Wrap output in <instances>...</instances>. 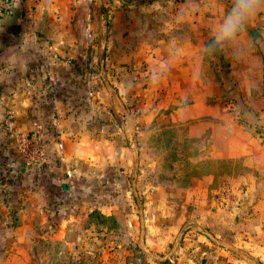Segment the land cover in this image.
<instances>
[{"label":"crops","instance_id":"obj_1","mask_svg":"<svg viewBox=\"0 0 264 264\" xmlns=\"http://www.w3.org/2000/svg\"><path fill=\"white\" fill-rule=\"evenodd\" d=\"M96 2L100 6L97 15L112 19L111 36L99 46L107 51L118 48L120 64H146L147 83L141 86L139 76L133 74V89L136 95L143 92L148 97L140 103L149 111V119L160 120L162 125H187V136L196 139L199 148H207L203 152L206 155L199 154L198 160L229 161L230 169L226 176L218 169L205 172L182 185L178 200L159 201L158 220L152 194L158 187L172 191V179L157 186L147 177L141 186L142 176L153 174L131 168L127 161L115 173L91 168V176L97 174L99 182H105L97 186V192L105 202H113V207L91 202L71 228L54 237H41L61 247L39 258L37 264H264V0H254L255 10L227 41H217L215 31L236 0H0V15L46 17L36 33L55 35L58 28L49 23L50 17L77 14L87 17V22L96 13ZM22 26L18 23L17 29ZM253 28H259L255 37L250 35ZM51 40L58 53L68 46L61 37ZM21 46L28 48L27 43ZM59 54L51 57V65L65 63ZM57 66L41 74L51 82L41 86L39 93L44 99L38 104L27 96L19 97L20 105L17 98H8L4 104L14 109L24 129L31 126L33 108L42 105L47 127L41 126L44 144L40 143L45 154L82 160L79 158L87 155L80 147L83 143L78 129L70 123L68 127L58 124V84L76 72L70 68L56 72ZM6 136L4 131V143L9 142ZM71 167L68 165L69 170ZM62 189L70 191L67 185ZM108 190L124 202L121 211L118 202L109 199ZM140 193L143 201L139 200ZM170 203L177 208H172L176 214L169 212L172 218L166 217ZM92 210L115 215L119 227L107 230L86 225ZM13 212L12 222L19 230L23 222ZM170 219L176 220L173 223ZM183 225L197 232L177 235ZM82 235L93 237H88L83 249L78 244L72 253V247L66 251L68 241L75 242ZM26 254L36 257L32 252Z\"/></svg>","mask_w":264,"mask_h":264},{"label":"rangeland","instance_id":"obj_2","mask_svg":"<svg viewBox=\"0 0 264 264\" xmlns=\"http://www.w3.org/2000/svg\"><path fill=\"white\" fill-rule=\"evenodd\" d=\"M93 6L96 13L91 15L90 21L87 20L89 25L84 15L50 17L49 23L58 28L55 35L53 32L45 35L36 33L46 17L42 20V17L14 18L0 15V264L39 263V258H46L54 248L61 247L53 244V240L45 242L41 237H54L58 233L60 235L63 229L71 228L80 218L85 205L91 202L103 208L113 207V202H105L104 196L97 192V186L105 182L103 179V183H100L97 174L91 176V168L115 173L127 161L131 168H142L146 173L151 171L153 174L150 177L149 174L142 176L141 186L147 177L154 185L168 183L172 179V191L158 187L152 194L153 203L157 205L158 220H161L160 210L157 209L159 204L166 198L170 201L180 198V188L189 181L194 173L192 170L208 172L218 169L222 176L228 175L229 161L213 163L208 158L198 160L199 154L206 155L203 152L207 148H199L196 139L187 136V125H162L160 120L149 119V111L141 105L148 97L143 92L136 95L133 89V74L139 76L138 84L141 86L147 83L146 64H120L116 56L118 48L107 51L99 46L101 40L111 36L109 30L112 19L97 15L100 8L97 2ZM18 23L23 25L22 28L17 29ZM55 37H61L64 45L68 44L67 48L60 49V54L51 47V39ZM25 43L28 48L22 49L21 45ZM54 53L61 55L65 61L55 65L58 68L54 69L56 72L64 73L67 68L76 72V76L58 84L61 87L57 95L61 113L58 124L60 127H68V123L71 127L76 126L79 131L77 136L83 143L80 147L87 158L82 156L84 158H79L82 160L70 161L56 158L55 154L53 157L46 154L43 162L26 165L16 148L9 142H3L6 121L10 120V116L13 117L16 127L23 131L31 129L35 124L43 126L42 118L46 117L44 107L41 105L40 108H33L31 126L24 129L14 109H7L4 103L8 98L19 100V97L25 96L33 104H38L40 98L44 99L39 93L40 88L51 81H46L41 74L55 68L50 63ZM77 60L79 62H69ZM63 116L66 117L65 121H62ZM43 134L42 130L38 134L41 142ZM70 164L72 167L69 170ZM64 185L69 186L70 191H64ZM107 195L110 200L118 202L121 211L124 202L118 200L120 198H117L114 191L108 190ZM138 197L143 201L142 193ZM172 208L177 210L176 204H169L166 217L171 215L169 212L173 211ZM12 210L23 222L19 230L12 222ZM173 213L176 214V211ZM175 220L170 219L173 223ZM196 232L192 226L187 228L183 225L176 234ZM88 237L93 236L82 235L75 242L68 241L70 243L65 245L66 251L69 252L72 247V253L73 246L78 244L83 249ZM26 251L35 253L36 257L28 256ZM68 252L64 258L66 261Z\"/></svg>","mask_w":264,"mask_h":264},{"label":"built area","instance_id":"obj_3","mask_svg":"<svg viewBox=\"0 0 264 264\" xmlns=\"http://www.w3.org/2000/svg\"><path fill=\"white\" fill-rule=\"evenodd\" d=\"M41 126L35 124L31 131H23L16 127L13 117L6 121V133L10 144H12L26 165H35L45 160L44 147L40 143L37 133Z\"/></svg>","mask_w":264,"mask_h":264},{"label":"clouds","instance_id":"obj_4","mask_svg":"<svg viewBox=\"0 0 264 264\" xmlns=\"http://www.w3.org/2000/svg\"><path fill=\"white\" fill-rule=\"evenodd\" d=\"M254 10V0H236L234 7L226 14L223 21L218 24L215 31V39L217 41L233 39L242 28L247 16Z\"/></svg>","mask_w":264,"mask_h":264},{"label":"trees","instance_id":"obj_5","mask_svg":"<svg viewBox=\"0 0 264 264\" xmlns=\"http://www.w3.org/2000/svg\"><path fill=\"white\" fill-rule=\"evenodd\" d=\"M194 173L190 177L189 181H192L195 178H198L201 174H204L206 171H198L192 170ZM207 173V172H206ZM183 183L184 185L189 183ZM86 225L94 224L100 228H106L107 230L117 229L120 225L118 218L115 215H105L99 210H92L88 214V218L86 219ZM45 241V240H43ZM46 242V241H45ZM58 248V247H57ZM55 248V249H57Z\"/></svg>","mask_w":264,"mask_h":264},{"label":"water","instance_id":"obj_6","mask_svg":"<svg viewBox=\"0 0 264 264\" xmlns=\"http://www.w3.org/2000/svg\"><path fill=\"white\" fill-rule=\"evenodd\" d=\"M258 32H259V28H253L250 30V35L252 37H255L258 34Z\"/></svg>","mask_w":264,"mask_h":264}]
</instances>
